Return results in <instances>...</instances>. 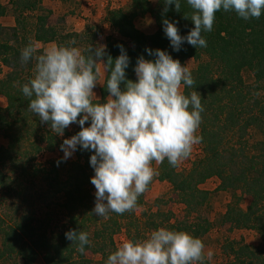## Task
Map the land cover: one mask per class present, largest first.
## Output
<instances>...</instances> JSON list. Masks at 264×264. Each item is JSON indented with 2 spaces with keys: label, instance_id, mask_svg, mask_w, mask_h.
<instances>
[{
  "label": "trees",
  "instance_id": "1",
  "mask_svg": "<svg viewBox=\"0 0 264 264\" xmlns=\"http://www.w3.org/2000/svg\"><path fill=\"white\" fill-rule=\"evenodd\" d=\"M41 1L8 0L14 11L39 12L35 16L33 31L36 42H55L61 45L71 37L72 41L82 45L81 52L85 55L89 47L97 46L96 35L90 31L88 33V30L58 35L56 29L48 23L51 11L45 9ZM163 8L162 0H155V3L150 0H130L128 12L122 9L108 10L106 21L117 32L119 39H107V54L115 59L120 54L118 45L124 46L130 57L127 77L131 80L136 79L133 68L140 55H144L146 59H154L147 55L146 48L166 50L174 59H179L182 66L189 58L198 61L196 67L190 70L195 84L191 88L182 84V92L189 94L197 91L202 98L204 112L201 114L198 135L202 137L200 143L203 146V156L187 172L177 171L165 159L158 165L156 178L171 185L177 198L185 206L186 217L206 206L210 192L201 189L199 184L211 177L219 180L217 190L248 194L251 201L246 208L240 207L241 197L233 194V200L228 203L222 221L234 228L256 231L263 245L258 249L242 240H231L223 245V250L229 256L226 264H263L264 141L249 142L248 132L253 129L264 134V15L259 19L243 20L235 12L221 9L215 14L213 30L202 32L207 47L195 48L185 43L176 52L170 47V41L162 30V20L167 18L178 21L180 34L187 35L194 24L185 18V14L190 16L192 9L186 0H181L180 12L174 10V5L169 6L167 13H163ZM5 13L6 6L0 0V17ZM141 14H149L153 18L156 25L153 33L144 34L135 26L134 19ZM16 21L17 24L20 23L18 17ZM15 28L10 30L14 33L11 43L2 40L1 36L6 28L0 23V74L2 66L7 68L6 73L0 77V95L6 99V105L0 106V134L7 140L5 146H0V187L6 188L12 184L14 174L20 176L30 172V175L37 177L40 172L46 175L49 182H46L45 190L47 188L54 194L62 193L67 225L62 231L48 235L46 229H37L33 217L19 216L10 222L2 221L0 264H33L40 254L45 264H105L107 256L117 249L113 235L121 228L120 222L127 219L125 226L129 234L133 229L139 234L140 226L134 219L133 211L122 215L110 213L101 223L92 214L94 198L87 187L94 175L89 163L91 152L78 150L75 152V160L69 163L62 161L68 167L65 179L59 178L55 163L48 165L49 167L35 168V156L41 149H60L63 137L75 135L80 131V126L74 123L72 133L67 128L61 137L28 110L29 101L20 91V85L34 77L36 61L32 60L28 64L20 62L22 41L18 40ZM22 40H26V37ZM42 53L37 50V55ZM203 56L207 58L206 61L200 60ZM244 70L253 77L250 84L243 80ZM106 79L107 71L104 66V79L99 88L101 99L92 98L93 102H104L108 96L104 87ZM26 146L33 152V156ZM18 163L21 165L18 166ZM142 201L141 194L137 206ZM154 216H164L161 218L167 221L168 229L186 231L201 240L211 227L209 219L198 213L194 221L185 218L170 222V213L157 211L151 216V221H147L149 228L153 230L158 228V224L153 221ZM91 226L94 231H90V235ZM70 229L89 234L90 246H86L84 254H80L76 246L65 238V232ZM87 251L100 254L101 259L94 261L87 258ZM206 264H210L209 261L206 260Z\"/></svg>",
  "mask_w": 264,
  "mask_h": 264
},
{
  "label": "clouds",
  "instance_id": "2",
  "mask_svg": "<svg viewBox=\"0 0 264 264\" xmlns=\"http://www.w3.org/2000/svg\"><path fill=\"white\" fill-rule=\"evenodd\" d=\"M162 3L163 13L172 5L176 12L181 11V0ZM186 3L192 13L185 18L194 24L187 35L180 34L178 21L162 20V30L176 52L185 43L207 47L202 32L213 30L215 14L221 9L235 12L243 20L264 15V0ZM118 48L120 54L115 59L102 43L89 47L86 55L77 47L65 45H52L37 55V46L29 43L20 55L22 64L36 61L34 77L20 85L29 101L28 110L61 137L71 124L80 126L79 132L60 144L61 162L78 150L92 153L89 163L94 175L90 182L96 190L92 214L105 219L110 213L122 215L136 208L139 196L157 175L153 161L163 163L166 159L176 167L202 141L196 134L204 112L202 98L197 91H181L182 84L187 88L195 84L189 68L166 50L146 48L147 55L154 59L140 55L133 68L136 79L131 80L127 77L130 57L123 45ZM101 61L107 71L104 87L108 96L104 102H93ZM64 235L80 254L90 246L85 231L70 229ZM204 250L200 238L160 227L143 240L122 242L107 256L105 264H206L213 253L205 255Z\"/></svg>",
  "mask_w": 264,
  "mask_h": 264
},
{
  "label": "rangeland",
  "instance_id": "3",
  "mask_svg": "<svg viewBox=\"0 0 264 264\" xmlns=\"http://www.w3.org/2000/svg\"><path fill=\"white\" fill-rule=\"evenodd\" d=\"M51 1V0H50ZM49 1V2H50ZM152 3H155V0H150ZM56 2V1H54ZM61 7L55 9L52 14H50L48 23L53 26L58 35H63L65 33H79L84 30L90 31L91 34L96 35L95 43L106 44L108 38L119 39L117 32L108 24L106 21V13L110 9H122L126 12L130 8V0H99L98 2H93L89 5V0H60ZM2 3L6 6V13L0 17V23L3 27L6 28L5 33L1 36L2 40H8L12 43L14 33L12 30L13 27H16V33L18 40L21 42V47H25V43L35 44L38 51L44 52L46 47H51L52 45H59L57 43H52L50 46H43L44 43L36 42L33 38L35 16L39 13L38 11L26 10L20 12L15 10L13 6L8 2V0H2ZM44 7V6H43ZM48 10L47 7H44ZM20 19V23L17 24L16 18ZM14 20V26H8L9 19ZM135 26L144 34H151L156 30V25L149 14H141L136 16L134 19ZM26 37V40H22ZM72 38L69 37L66 40V43L61 45L73 46L82 49V45L79 42L71 44ZM201 61H206L207 58L203 56ZM198 61L192 58H189L185 61L184 66H187L189 70H192L196 67ZM100 68L101 75L99 84L93 90V99L100 100L101 96L99 93V88L102 85L101 78H104V66L102 62H99L97 65ZM2 77L7 68L1 67ZM243 80L250 84L253 80L252 75L248 71H242ZM183 90V85H181V91ZM99 99H96L99 97ZM6 105V99L0 95V106L4 107ZM74 124H71L68 127V131L72 133ZM248 135L249 142L255 143V141H264V134L250 130ZM197 135L199 134V129L197 130ZM71 135H66L63 139L70 138ZM234 138L231 139V144L233 143ZM7 140L0 134V146H5ZM225 146V145H224ZM28 149V146H26ZM31 156L33 152L28 149ZM203 156V146L201 143L193 147L191 155L182 160L176 170L180 172H187L192 164L201 159ZM63 157V152L60 149L56 150H47L41 149L38 154L35 156V168L49 167L48 165L55 163L56 170L59 173L60 179H65L67 175V166L61 162ZM75 153L65 162L69 163L75 160ZM59 162V163H58ZM23 163V160L21 161ZM18 163V166L21 165ZM11 165V164H10ZM33 165V163H32ZM159 163L153 161L152 167L156 170L158 169ZM7 166H9L7 164ZM30 170V169H29ZM37 171H40L39 169ZM31 173L27 172L24 175L14 174V180L12 184L6 186V188L0 187V224L2 221L10 222L11 219L15 217H33L34 223L38 230L43 231L46 229L48 235H54L59 231H62L67 225V213L63 204L62 193H55L50 190H45L46 182L48 181L46 175H43L39 172V176L34 177L30 175ZM15 177H18L15 179ZM53 177V173L51 174ZM17 182V183H15ZM49 182V181H48ZM219 185V180L216 177H211L199 184L201 189L207 190L210 192L209 200L206 206L200 208L197 212L201 217H206L211 222V227L208 232L202 236L203 243L205 245V255L207 252L211 251L213 253L211 259H208L210 264H226L229 261V256L224 252L223 245L226 242L235 240H242L244 243L250 245L251 247H257L258 249L263 245L260 239L259 234L254 230L249 229H238L232 227L228 223L222 221V215L226 210V207L229 202L233 200V194L240 196V207L246 208L251 201V197L241 191L233 190H217ZM47 187V186H46ZM89 190L93 195V203L95 204V188L90 183L88 186ZM142 203L133 210L134 219L139 227V234L136 233L135 229L129 234L126 231L125 223L127 219L120 222L121 228L116 231L113 235L116 247L118 248L122 242L134 239L133 240H143L147 238L151 232L152 228H149L147 221H151V216L154 215L157 211L160 213H170L171 219L170 222L175 220L187 219L189 221H194L195 214H190L186 217L185 206L177 198L176 193L172 190L171 185L167 181H161L154 177L152 182L149 184L147 190L142 194ZM264 211V201L262 203ZM151 214V216H150ZM114 217V216H113ZM162 217V216H161ZM153 217L155 224H158V228L165 227L167 228V221H163L164 217ZM99 221L102 222L103 218L98 217ZM157 228V229H158ZM94 228L91 226L90 231H94ZM168 229V228H167ZM86 257L94 261H99L101 259L100 254L91 253L90 251L86 252ZM260 262V261H259ZM33 264H45L42 255L40 254ZM264 264V263H263Z\"/></svg>",
  "mask_w": 264,
  "mask_h": 264
},
{
  "label": "crops",
  "instance_id": "4",
  "mask_svg": "<svg viewBox=\"0 0 264 264\" xmlns=\"http://www.w3.org/2000/svg\"><path fill=\"white\" fill-rule=\"evenodd\" d=\"M50 0H42L41 1V5L42 6H44V7H47L48 8V10H51L52 12H54V10L57 8V9H59L60 7H61V5L59 4V3H61L60 2V0H51L50 2H49ZM54 1H56V2H54ZM98 2L99 0H89V5L90 4H92L93 2ZM52 12H51V14H52ZM15 24H14V20L13 19H9V23H8V26H14ZM39 43V42H38ZM52 43H54V42H48V43H44V45L43 46H50V44H52ZM46 48H48V47H46ZM104 79V78H103ZM101 82H103V80H102V78H101ZM100 98V96L99 97H97L96 99H99ZM107 98V97H106ZM106 98H105V100H106Z\"/></svg>",
  "mask_w": 264,
  "mask_h": 264
}]
</instances>
